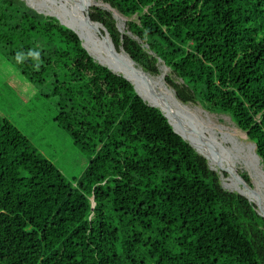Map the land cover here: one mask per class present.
Returning a JSON list of instances; mask_svg holds the SVG:
<instances>
[{
  "label": "trees",
  "instance_id": "obj_1",
  "mask_svg": "<svg viewBox=\"0 0 264 264\" xmlns=\"http://www.w3.org/2000/svg\"><path fill=\"white\" fill-rule=\"evenodd\" d=\"M103 1L127 17L122 33L90 9L117 49L151 74L161 59L180 100L229 114L264 169V0ZM0 44L91 157L71 182L0 112V264H264V217L228 190L249 194L239 169L207 161L76 32L0 0Z\"/></svg>",
  "mask_w": 264,
  "mask_h": 264
},
{
  "label": "rangeland",
  "instance_id": "obj_2",
  "mask_svg": "<svg viewBox=\"0 0 264 264\" xmlns=\"http://www.w3.org/2000/svg\"><path fill=\"white\" fill-rule=\"evenodd\" d=\"M22 1H30L33 5H36V7L38 8L42 6L43 8L41 7L42 10L40 9V11H43L46 14L48 12H51L52 10H59L57 6L52 3L51 0ZM97 1L101 2L102 4H97L92 1H88V4H86L85 0L86 8L90 10L94 6L101 7L100 5H105V2L103 0ZM63 2V5L66 7V9H68L69 6L67 2L65 0H63ZM91 4L93 5L91 6ZM80 13L85 18V10L80 11ZM47 15L55 17L54 15ZM134 17L136 18V16ZM126 21L127 17L123 16L122 14H118L117 25L122 30V33L126 31ZM93 31L99 35L97 31ZM86 40H84L85 44L88 41ZM86 45L88 48H90L91 52L95 55V57L97 59H100V53L93 46L92 42L88 41V44ZM119 55L123 59H125V56L123 55L122 51L119 52ZM161 64L163 63L161 62ZM170 73L171 71L168 68L167 75ZM51 93L52 91L49 84L38 85L31 82L29 78L26 77L23 73L22 68L17 63L15 57L10 53V50L6 51L4 47L0 44L1 114L10 119L13 124L20 128L29 137L32 143L46 157L53 161L71 182L78 181L83 175L84 170L88 165L91 157L88 155V153H86L79 146H77L74 143L71 134L56 122V98L52 96ZM190 104L201 106L203 109H205L199 102H190ZM205 110L207 111V109ZM208 113L212 115L213 119L227 125V127H230L231 129L237 128L240 131V134L237 137L238 141L232 144L231 146H234V148L237 147L238 150L235 149L234 151L236 154H238L237 156H239L241 159H244L241 161L242 163L248 161H250V163L253 162L251 159V151H249L250 149L248 150V144L253 142L248 138L246 132L238 127V125L232 120L229 114L216 111H209ZM177 127L178 129H180L179 126ZM219 136L222 137L226 141V143L229 144V139L226 136ZM210 144L215 147L212 143ZM241 162L239 161L240 164ZM216 172H218L221 176V184L226 187V178L228 177V173L225 172L224 174L226 177H224L219 169H217ZM239 173L241 176L246 175L248 177L247 180L245 179L246 182L250 184L253 188L255 187L251 174L247 169H245L243 166H240ZM241 184L244 186L243 183ZM252 203L255 204L258 210H260V208H258L257 203Z\"/></svg>",
  "mask_w": 264,
  "mask_h": 264
},
{
  "label": "bare ground",
  "instance_id": "obj_3",
  "mask_svg": "<svg viewBox=\"0 0 264 264\" xmlns=\"http://www.w3.org/2000/svg\"><path fill=\"white\" fill-rule=\"evenodd\" d=\"M51 1L59 10L51 9L52 11L47 14L54 15L57 19H61L62 22L68 26L73 25L75 27L73 28L83 36L84 40L87 39L92 42L93 46L100 53V61L109 64L117 72L122 73L131 79L135 83L138 91L147 99V101L163 108L176 127L179 126L180 129H178V127L177 129L181 131L202 154L220 166L231 168L235 172H237L240 166L247 169L251 174L255 187L254 189H251L246 186L249 194L244 195L250 200L252 198L251 202L260 203L264 212V169L261 165V159L256 156L257 154L254 149L255 145L253 143L248 144V150L250 149L249 151H251V159L253 162L250 163V161H248L242 163L241 161L244 159L237 156L238 154L234 151L237 147L234 148V146H231L238 141L237 137L240 134V131L233 127V129H231L230 127H227V125L213 119L212 115L208 113L209 110H207V112L201 106L182 102L178 98L175 90L166 81L168 68L161 64V72L159 74H149L145 76L140 70L131 65L127 60L123 59L119 54L118 56H115L110 53L105 45L106 39L95 33L91 27L84 23V17L81 13L78 16L76 15V17L69 15L71 5L74 6L72 0H65L69 6L68 9L63 8L65 6L55 0ZM88 1L102 4L97 0H86V4H88ZM27 2L38 10L42 7L40 6V8H38L30 1ZM88 41L86 44H88ZM127 57L132 62L128 54ZM177 118H180L182 123H180ZM219 135L226 136L229 139V144ZM237 175L243 181L240 173Z\"/></svg>",
  "mask_w": 264,
  "mask_h": 264
},
{
  "label": "water",
  "instance_id": "obj_4",
  "mask_svg": "<svg viewBox=\"0 0 264 264\" xmlns=\"http://www.w3.org/2000/svg\"><path fill=\"white\" fill-rule=\"evenodd\" d=\"M74 3V6H72L71 5V11H70V16H73V17H76V15L78 16L79 14H80V11H82V10H85V18H84V23L86 24V25H88L89 27H91L93 30H95V31H97L98 33H99V35L102 37V38H105L106 39V48L108 49V51L110 52V53H112V54H114L115 56H118V54H119V52L121 51V50H124L125 52H126V50L124 49V47H123V45H121L120 46V49H117V47L115 46V44H114V42H113V40H112V37H111V35H110V33H109V31H108V29L105 27V25L103 24V23H101V22H99V21H95V20H93L92 19V17H91V14H90V10L89 9H87L86 8V5H85V0H72ZM26 4L28 5V6H30L31 8H33V9H35L36 11H38V12H40V13H43L44 15H47L46 13H44L43 11H40V10H38V9H36V8H34V7H32L31 5H29L27 2H26ZM103 9H105V10H108V11H111L112 12V15H113V17L117 20L118 19V14H120L115 8H113L109 3H105V5H100ZM73 14V15H72ZM56 18V17H55ZM59 19V18H58ZM59 22L61 23V24H63V25H65V26H67L68 28H70V29H72L74 32H76L77 34H78V36L80 37V39H81V41H82V45H83V47L90 53V55L91 56H93L94 57V59L95 60H97L100 64H102V65H105V66H107L109 69H111L114 73H117V74H119V75H122L123 77H125L126 79H128L132 84H133V86H134V88H135V91L137 92V94L138 95H140L149 105H151V106H154V107H157V108H159L162 112H163V114L166 116V118L168 119V121H169V123L172 125V127H173V129L178 133V134H180L186 141H188L189 143H190V145H192L195 149H196V151L197 152H199V150L192 144V142L189 140V139H187L186 138V136L181 132V131H179L178 129H177V127H176V125L171 121V118L169 117V115L165 112V110L163 109V108H161L160 106H157V105H154V104H151L149 101H147V99L138 91V89H137V87H136V85H135V83L131 80V79H129L128 77H126L124 74H122V73H119V72H117L115 69H113L109 64H105V63H103V62H101L100 61V59H97L96 57H95V55L91 52V50L87 47V45L84 43V39H83V36L77 31V30H75L73 27H71V26H68V25H66V24H64L60 19H59ZM119 30L122 32V30L119 28ZM127 54H128V56L130 57V59L132 60V62L133 63H135L137 66H140V65H138L137 63H136V61L131 57V55L128 53V52H126ZM159 62H162L163 63V65L166 67V68H169L161 59H159ZM140 68H141V72L146 76V75H149V74H151L150 72H148V71H146L142 66H140ZM172 87V86H171ZM173 88V87H172ZM174 89V88H173ZM175 90V89H174ZM175 92H176V90H175ZM177 94V93H176ZM179 98V97H178ZM182 101V100H181ZM183 102V101H182ZM185 103V102H184ZM178 119V121L180 122V123H182L181 122V120H180V118H177ZM246 134H247V136H248V133L246 132ZM253 144L255 145V147H256V144L253 142ZM200 153V152H199ZM201 154V153H200ZM257 154V153H256ZM201 155H203V154H201ZM204 156V155H203ZM257 156L261 159V157L257 154ZM205 157V156H204ZM206 158V157H205ZM207 159V158H206ZM207 161H208V159H207ZM208 164H209V162H208ZM209 167L212 169V170H214V171H216L215 169H213L210 165H209ZM219 174V173H218ZM219 176H220V174H219ZM241 177H243V176H241ZM220 179H221V176H220ZM243 184L245 185V186H248L249 188H251V189H254L250 184H248L247 182H246V180H245V178L243 177ZM223 186V185H222ZM224 187V186H223ZM225 189H227L226 187H224ZM228 190H230V191H233V190H231V189H228ZM235 192H238V193H240L241 195H243V196H245L250 202H251V200L246 196V195H244L243 193H241V192H239V191H235ZM92 207H94L95 206V201H94V198L92 197ZM258 204V208H260V210H258L257 209V211L259 212V214H261L263 217H264V212H263V210L261 209V205H260V203H257Z\"/></svg>",
  "mask_w": 264,
  "mask_h": 264
}]
</instances>
